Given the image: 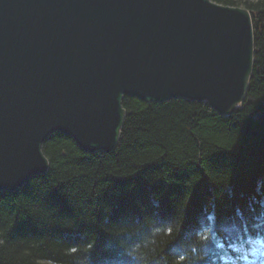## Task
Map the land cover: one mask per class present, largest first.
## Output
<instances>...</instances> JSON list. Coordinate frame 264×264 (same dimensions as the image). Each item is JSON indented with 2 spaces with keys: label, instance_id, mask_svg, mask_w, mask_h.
<instances>
[{
  "label": "trees",
  "instance_id": "1",
  "mask_svg": "<svg viewBox=\"0 0 264 264\" xmlns=\"http://www.w3.org/2000/svg\"><path fill=\"white\" fill-rule=\"evenodd\" d=\"M213 1L251 14L241 107L125 96L111 151L52 133L47 171L0 190V264H216L218 237L264 232V0Z\"/></svg>",
  "mask_w": 264,
  "mask_h": 264
},
{
  "label": "water",
  "instance_id": "2",
  "mask_svg": "<svg viewBox=\"0 0 264 264\" xmlns=\"http://www.w3.org/2000/svg\"><path fill=\"white\" fill-rule=\"evenodd\" d=\"M250 11L213 0H0V190L48 169L55 132L111 151L125 96L227 116L253 69Z\"/></svg>",
  "mask_w": 264,
  "mask_h": 264
},
{
  "label": "clouds",
  "instance_id": "3",
  "mask_svg": "<svg viewBox=\"0 0 264 264\" xmlns=\"http://www.w3.org/2000/svg\"><path fill=\"white\" fill-rule=\"evenodd\" d=\"M219 264H264V234L243 230L236 238H217Z\"/></svg>",
  "mask_w": 264,
  "mask_h": 264
},
{
  "label": "rangeland",
  "instance_id": "4",
  "mask_svg": "<svg viewBox=\"0 0 264 264\" xmlns=\"http://www.w3.org/2000/svg\"><path fill=\"white\" fill-rule=\"evenodd\" d=\"M252 25H253V23H252ZM253 33H254V31H253ZM253 60H254V57H253ZM42 262H45L46 264H55V263L48 262V261H42Z\"/></svg>",
  "mask_w": 264,
  "mask_h": 264
}]
</instances>
